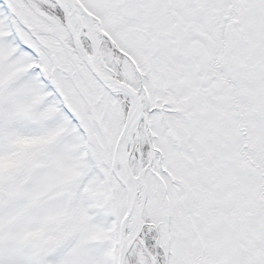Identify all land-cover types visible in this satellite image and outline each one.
Wrapping results in <instances>:
<instances>
[{
    "label": "snow or ice",
    "instance_id": "6c2138e0",
    "mask_svg": "<svg viewBox=\"0 0 264 264\" xmlns=\"http://www.w3.org/2000/svg\"><path fill=\"white\" fill-rule=\"evenodd\" d=\"M0 264H264V0H0Z\"/></svg>",
    "mask_w": 264,
    "mask_h": 264
}]
</instances>
